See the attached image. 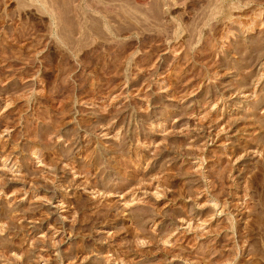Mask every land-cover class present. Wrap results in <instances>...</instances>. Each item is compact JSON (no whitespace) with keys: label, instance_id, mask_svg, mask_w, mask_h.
Segmentation results:
<instances>
[{"label":"rangeland","instance_id":"obj_1","mask_svg":"<svg viewBox=\"0 0 264 264\" xmlns=\"http://www.w3.org/2000/svg\"><path fill=\"white\" fill-rule=\"evenodd\" d=\"M105 1L0 0V264H264V0Z\"/></svg>","mask_w":264,"mask_h":264},{"label":"bare ground","instance_id":"obj_2","mask_svg":"<svg viewBox=\"0 0 264 264\" xmlns=\"http://www.w3.org/2000/svg\"><path fill=\"white\" fill-rule=\"evenodd\" d=\"M36 1V0H35ZM53 1V0H52ZM77 1H79L78 3H81L80 5H81V7H82V9H84V10H86V12H94V13H97V14H114L116 11H115V9H113L111 6L109 7V5H108V3L106 4V5H104V7L103 8H99V3H100V1L98 2V4H96L97 2H94L93 3V1L94 0H92V3H90L89 1L87 2L86 0H77ZM105 1V0H104ZM107 1V0H106ZM105 1V2H106ZM113 1H117V0H110V2H113ZM170 1H174V0H170ZM31 2V1H30ZM119 2V1H118ZM126 2V1H125ZM129 2V1H128ZM133 2H135V4H137V5H139V6H146V4L149 2V0H133ZM211 2V1H210ZM75 3H76V0H75ZM89 3V4H88ZM102 3V2H101ZM116 3V2H115ZM174 3V2H173ZM185 3V2H184ZM255 3V2H254ZM104 4V3H103ZM111 4V3H110ZM167 4V3H166ZM170 4V3H169ZM213 4V3H212ZM26 5V4H25ZM53 5V4H52ZM117 5V4H116ZM175 5H177V4H175ZM183 5V4H182ZM46 6V5H45ZM210 6V5H209ZM24 7V6H23ZM208 7V6H207ZM212 7V6H211ZM217 8V7H216ZM235 8V7H234ZM40 9V8H39ZM45 9H46V7H45ZM232 9V8H231ZM47 10V9H46ZM143 10V9H142ZM49 11V10H48ZM221 11V10H220ZM227 11V10H226ZM74 12V11H73ZM137 12V11H136ZM229 13H230V11H229ZM218 14H220V13H218ZM141 15V14H140ZM79 16V15H78ZM121 16V15H120ZM215 16V15H214ZM105 17V16H104ZM109 17V16H108ZM112 18V17H111ZM134 18V17H133ZM136 19V18H135ZM109 21V20H108ZM133 21H134V19H133ZM138 21V20H137ZM135 22V21H134ZM126 23V22H125ZM137 24V23H136Z\"/></svg>","mask_w":264,"mask_h":264}]
</instances>
